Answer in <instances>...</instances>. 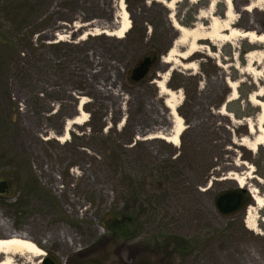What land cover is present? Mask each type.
Listing matches in <instances>:
<instances>
[{
    "label": "rangeland",
    "instance_id": "obj_1",
    "mask_svg": "<svg viewBox=\"0 0 264 264\" xmlns=\"http://www.w3.org/2000/svg\"><path fill=\"white\" fill-rule=\"evenodd\" d=\"M123 1L130 28L122 38H81L102 26L113 29L119 0H0V180L8 184L0 193V238L10 226L55 264H264V207L250 193L253 187L264 193V146L250 151L239 143L250 137L246 119L254 122L257 111L248 97L264 89V73L245 69L246 53L263 45L200 40L202 48L187 59L164 63L178 34L169 15L182 25L206 26L209 18L199 14L208 0H180L173 9L154 0ZM232 2L234 27L252 29V17L264 33V2ZM249 4L256 7L248 12ZM224 12L218 1L211 13L224 18ZM153 54L158 59L148 75L131 81L132 68ZM187 61L195 66L184 68ZM166 73V86L181 94L177 113L185 128L177 146L143 139L170 128L155 83ZM228 81L238 84L233 100ZM81 97L86 122L71 124L68 139L58 140ZM97 129L125 149L123 164L106 166L121 150L99 148ZM130 137L141 146L129 148ZM242 161L255 178L242 187L239 209L222 214L216 198L241 189L225 176L244 174L234 165ZM247 210L256 216L255 230L245 226Z\"/></svg>",
    "mask_w": 264,
    "mask_h": 264
},
{
    "label": "bare ground",
    "instance_id": "obj_2",
    "mask_svg": "<svg viewBox=\"0 0 264 264\" xmlns=\"http://www.w3.org/2000/svg\"><path fill=\"white\" fill-rule=\"evenodd\" d=\"M162 3L168 9H173L175 3L180 0H154ZM192 3L198 0H188ZM222 1L225 4L224 18L216 16L211 13L216 2ZM259 3H263L264 0H253ZM208 9L206 11L200 12L199 16L201 18L208 17L209 21L206 26L202 24H194L192 26H182L177 20L169 15L172 22V27L178 32L176 39L172 43V47L168 50L167 54L162 58V62L171 63L175 59L173 56L180 59H187L195 52L202 48L199 44L200 40H209L211 42H228L235 38L247 39L249 43H260L263 45L261 50H250L246 53V70L254 72L255 74L262 76L264 73V33L257 32L256 27L252 21V17L247 20V26L252 29H238L234 27L235 24V7L232 0H208ZM256 6L249 4L244 7V10L251 11ZM119 14L117 25L113 29H107L102 26L101 29L95 30L93 32H85L82 34L81 38L86 35L91 34H104L107 36H114L116 38H122L125 33L130 28V19L128 17V12L125 8V2L119 0L118 4ZM177 46H181L183 49L178 50ZM175 62V61H174ZM253 64H257L258 67H253ZM184 68H193L195 63L192 61H187L181 63ZM167 73L162 75L159 80H155L156 86L158 87L160 93H162L164 98V105L168 108L169 114L171 116L170 128L166 132H157L155 134H148L143 139L148 140L152 138L161 139L172 145L177 146L180 140V135L184 131L185 125L181 116L177 113V106L180 103L181 94L179 91H173L166 86ZM228 86L231 89L229 99L233 100L237 97V81H228ZM264 95V89L260 88L257 91L251 93L248 97V101L257 107L254 122L249 118L246 119V126L250 137L244 136L240 138V145L244 146L250 151H256L259 146H264V101L259 99V97ZM86 102L84 97L80 98L78 103L77 111L78 115L74 116L72 119H68L65 123L63 133L57 136L60 141H65L69 137V129L71 124H83L87 120V114L82 110V105ZM220 113H225L224 108L221 107ZM234 165L238 170H242L243 167L246 168L244 174L236 173L230 171L225 178L234 180L238 183L239 187L247 186V179L255 178L253 175V166L245 161H242L240 165L234 162ZM259 183H262L260 178H257ZM253 203L257 207H264V193L259 194L256 188L250 190ZM244 223L246 228L249 230H255L256 228V216L251 214L250 210H247L244 215ZM5 236L0 238V254L3 256L0 259V264H13L12 257L15 255L30 254L31 256L41 258L45 255L43 249L37 245L31 238L23 233L15 232L12 227L7 226L5 229ZM59 238L62 243L69 244L61 233H59ZM39 264V261H37Z\"/></svg>",
    "mask_w": 264,
    "mask_h": 264
},
{
    "label": "water",
    "instance_id": "obj_3",
    "mask_svg": "<svg viewBox=\"0 0 264 264\" xmlns=\"http://www.w3.org/2000/svg\"><path fill=\"white\" fill-rule=\"evenodd\" d=\"M157 59H158V55L156 54H153L151 56L150 55L144 56L132 68L129 76L130 80L133 82H138L144 79L148 75L150 68L157 61ZM7 188H8L7 182L5 180H0V193H4ZM240 190L244 192V189L241 188ZM240 203H241L240 192H225L220 194L216 199V207L223 214H230L237 211L240 207ZM39 264H55V262L48 256H43L40 258Z\"/></svg>",
    "mask_w": 264,
    "mask_h": 264
},
{
    "label": "trees",
    "instance_id": "obj_4",
    "mask_svg": "<svg viewBox=\"0 0 264 264\" xmlns=\"http://www.w3.org/2000/svg\"><path fill=\"white\" fill-rule=\"evenodd\" d=\"M19 9L23 10L24 8L23 7H20ZM13 10H14V8H13ZM28 10H30V11L29 12L26 11L24 14H22L25 18L27 17V15L29 16L30 14H32L34 12L33 7L32 8H29ZM143 37H144V32L143 31H140V33H139L140 40L143 39ZM256 110H257V107H256ZM123 130H124V128L121 131H123ZM95 133H99L100 134V136L97 137L98 140L96 142L97 143V146L99 148H102L103 150H107L108 148H110L111 150L117 149L118 152H119V150H121L118 153V155L115 156L116 157L115 159L109 157L110 160L107 161L108 164H106V166L114 165L115 162L120 163V164H123V160L119 156H120V154H123V152H124L125 149L121 146V144L120 145L117 144L115 139H110V136L109 135H104L103 133H101L100 129H97ZM116 134H120V133L119 132H116ZM132 140H133V138L130 137L127 140V142H128L127 144H131L132 143ZM137 146H141V143L134 141V143L131 144V146L129 148H133V147H137ZM103 162H105V161L103 160ZM205 167H206V165L204 166L203 169H205Z\"/></svg>",
    "mask_w": 264,
    "mask_h": 264
},
{
    "label": "flooded vegetation",
    "instance_id": "obj_5",
    "mask_svg": "<svg viewBox=\"0 0 264 264\" xmlns=\"http://www.w3.org/2000/svg\"><path fill=\"white\" fill-rule=\"evenodd\" d=\"M181 154H183V152H182V148H180L179 150H177V152H176V157H179ZM193 186H196V185H193ZM208 186H210V184L208 185ZM214 186V185H213ZM231 192H240L241 193V202H242V199H243V191H241V190H237V191H231ZM217 199V198H216ZM215 205H216V201H215ZM240 206H241V203H240ZM219 211V210H218ZM220 212V211H219ZM221 213V212H220ZM223 214V213H222Z\"/></svg>",
    "mask_w": 264,
    "mask_h": 264
}]
</instances>
